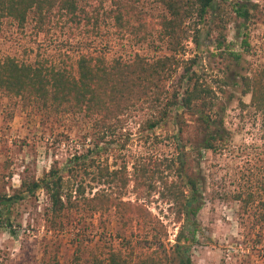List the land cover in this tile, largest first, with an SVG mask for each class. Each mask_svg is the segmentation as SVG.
<instances>
[{
    "label": "trees",
    "instance_id": "trees-1",
    "mask_svg": "<svg viewBox=\"0 0 264 264\" xmlns=\"http://www.w3.org/2000/svg\"><path fill=\"white\" fill-rule=\"evenodd\" d=\"M226 5L240 28L264 21L263 8L251 0H0V21L9 20L19 29L31 23L36 35L46 36L56 26L68 30L63 51H48L31 63L0 58V92L47 113L79 118L89 143L105 142L124 129L125 143H149L158 140L156 132L163 128V141L177 143L161 172L146 157L111 168L107 162L99 164L97 153L88 148L68 159L63 169L52 166L40 179L22 181L20 193L0 197V229L14 235L10 207L41 191L52 217L71 211L91 217L113 212L119 225L110 235L115 247L96 264H192L189 251L197 242V215L208 188L201 162L207 154L223 158L234 150L222 116L225 108L218 107L227 83L220 80L215 87L205 74L208 57L215 56L210 46L217 51L224 42ZM152 31L167 54L147 58L139 53ZM114 38L132 46L128 57H108ZM188 44L196 52L185 57ZM243 45L249 48L246 40ZM246 95L249 103L238 100L240 123L243 127L252 115L256 133L236 152L240 170L229 176L234 189L227 190L225 182L216 186L223 199L240 203L248 217L264 223V64H249L240 75V96ZM185 116L192 122L188 137L183 135ZM101 183L107 188L98 191ZM116 183L120 197L111 192ZM156 184L158 199L178 225L172 243L161 219L168 214L159 217L161 210L153 213L148 207ZM128 185L134 198L123 201ZM60 232H71L78 244L83 241L75 228Z\"/></svg>",
    "mask_w": 264,
    "mask_h": 264
},
{
    "label": "rangeland",
    "instance_id": "rangeland-1",
    "mask_svg": "<svg viewBox=\"0 0 264 264\" xmlns=\"http://www.w3.org/2000/svg\"><path fill=\"white\" fill-rule=\"evenodd\" d=\"M251 1L258 3L264 12V0ZM224 7L223 16L227 21L224 42L217 51L210 46L209 51L215 56L208 57L209 69L205 74L215 87L220 85V80L227 83L218 96V107L225 108L222 116L225 127L232 132L234 150L223 158L207 154L201 162V169L208 176V188L205 205L197 215L200 232L189 252L192 264H264V223L257 222V217H248L240 203L223 199L216 186L218 182H225L227 190L234 189L229 176L234 169L240 170L236 152L240 151L242 142L248 144L256 133L257 124H253L252 115H247L242 127L238 100L250 101L249 95L240 96V75L249 64H264V21L240 28V20L234 18L229 6ZM67 33L68 30L56 26L46 36L36 35L31 23L19 29L3 19L0 21V58L31 63L42 54L48 55V51L58 53L68 47ZM151 34L146 42L133 48L138 47L139 53L147 58L167 54L157 33L152 31ZM216 36L213 30L212 39ZM243 40L249 45L247 50ZM112 45L109 58L128 57L132 50L126 40L114 38ZM195 52L194 46L188 44L185 57ZM185 121L183 135L188 137L192 133V122L189 116H185ZM240 127L243 130L240 131ZM86 131L79 118L47 113L34 103L0 92V197L20 193L22 181L38 180L52 166L63 169L68 159L85 153L88 148L97 153L99 164L107 162L111 168L146 157L154 169L161 172L165 170L164 158L171 157L177 144L163 141L164 128L156 132L158 140L151 139L149 143H125L126 129L107 136V142L89 143V138L87 141L83 138ZM118 185L112 184L114 197H120ZM155 187L156 190L150 192L148 207L153 213L161 210L163 214H158L161 217L168 214L167 206L158 199L159 185ZM106 188L102 183L96 186L98 191ZM130 188L128 185L122 190L123 201L133 200ZM9 216L15 234L11 235L5 227L0 229V264H96V260H105L115 247L116 242L110 235L119 228L113 212H99L91 217L71 211L60 218L52 217L47 197L41 191L13 203ZM161 219L172 243L178 225L169 214ZM60 226L61 229L75 228L83 241L78 244L71 232L62 234L61 229L58 230Z\"/></svg>",
    "mask_w": 264,
    "mask_h": 264
}]
</instances>
